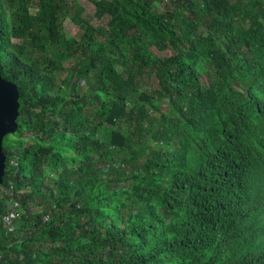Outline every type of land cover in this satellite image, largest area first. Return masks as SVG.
Here are the masks:
<instances>
[{"label":"trees","instance_id":"16d2710c","mask_svg":"<svg viewBox=\"0 0 264 264\" xmlns=\"http://www.w3.org/2000/svg\"><path fill=\"white\" fill-rule=\"evenodd\" d=\"M30 3L0 0V264H264V0H95L78 37Z\"/></svg>","mask_w":264,"mask_h":264},{"label":"rangeland","instance_id":"374dc122","mask_svg":"<svg viewBox=\"0 0 264 264\" xmlns=\"http://www.w3.org/2000/svg\"><path fill=\"white\" fill-rule=\"evenodd\" d=\"M64 8L67 10V15L66 18L63 22V27L64 31L66 32L67 36H73V37H78L80 34L79 27L77 24L73 21V16L75 15L77 9L80 10V15L84 19L85 22L90 23L92 25H103L106 26L108 23V17L104 16L101 18H97L95 16V6L94 2L95 0H60ZM35 3L34 0H31L30 3V11H33ZM119 7L122 11H129L130 6H128L127 3L122 1L119 4ZM137 40L133 37H129L124 41V43L121 45V50L123 55L126 57V59H129L132 57V48H134L137 44ZM151 52L154 55H157L161 58L166 57L171 54V49L170 48H165L158 50L154 47H151ZM65 67L70 66L69 61L64 62ZM167 108V104L165 101H163V104L161 105V111L165 110ZM15 163H10V165H14ZM40 210V209H39Z\"/></svg>","mask_w":264,"mask_h":264},{"label":"water","instance_id":"95a60500","mask_svg":"<svg viewBox=\"0 0 264 264\" xmlns=\"http://www.w3.org/2000/svg\"><path fill=\"white\" fill-rule=\"evenodd\" d=\"M18 89L15 84L1 76L0 70V184L5 171V155L2 149L3 138L14 134L17 130Z\"/></svg>","mask_w":264,"mask_h":264},{"label":"built area","instance_id":"2783aa9c","mask_svg":"<svg viewBox=\"0 0 264 264\" xmlns=\"http://www.w3.org/2000/svg\"><path fill=\"white\" fill-rule=\"evenodd\" d=\"M4 192V190L2 191ZM2 192H0V199L3 197ZM19 207V203L17 201H12V203L8 204L7 212L2 216V225L6 229L7 232H14V220L17 216L16 210Z\"/></svg>","mask_w":264,"mask_h":264}]
</instances>
